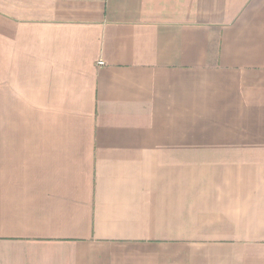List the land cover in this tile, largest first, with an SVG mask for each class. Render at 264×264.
<instances>
[{
    "label": "crops",
    "instance_id": "1",
    "mask_svg": "<svg viewBox=\"0 0 264 264\" xmlns=\"http://www.w3.org/2000/svg\"><path fill=\"white\" fill-rule=\"evenodd\" d=\"M0 264H264V0H0Z\"/></svg>",
    "mask_w": 264,
    "mask_h": 264
}]
</instances>
